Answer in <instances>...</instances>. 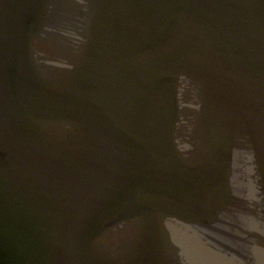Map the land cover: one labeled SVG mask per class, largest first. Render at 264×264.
Listing matches in <instances>:
<instances>
[{
	"label": "water",
	"instance_id": "water-1",
	"mask_svg": "<svg viewBox=\"0 0 264 264\" xmlns=\"http://www.w3.org/2000/svg\"><path fill=\"white\" fill-rule=\"evenodd\" d=\"M0 264H264V0L0 41Z\"/></svg>",
	"mask_w": 264,
	"mask_h": 264
}]
</instances>
